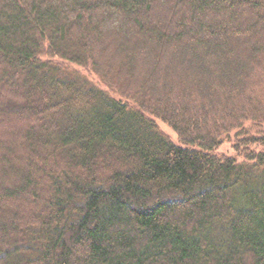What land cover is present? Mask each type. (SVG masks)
Here are the masks:
<instances>
[{"label":"trees","instance_id":"obj_1","mask_svg":"<svg viewBox=\"0 0 264 264\" xmlns=\"http://www.w3.org/2000/svg\"><path fill=\"white\" fill-rule=\"evenodd\" d=\"M0 264H264V0H0Z\"/></svg>","mask_w":264,"mask_h":264},{"label":"rangeland","instance_id":"obj_2","mask_svg":"<svg viewBox=\"0 0 264 264\" xmlns=\"http://www.w3.org/2000/svg\"><path fill=\"white\" fill-rule=\"evenodd\" d=\"M76 67V66H75ZM78 69H81L79 67H76ZM94 79H96L94 76H92ZM160 125H161V128L170 135V137L174 140V141H177L178 137L176 135V133L169 127L167 126L166 124L164 123H161L160 122ZM220 151L224 152V153H227V154H235V151L232 147V145L229 143V142H226L224 143L221 148L219 149Z\"/></svg>","mask_w":264,"mask_h":264}]
</instances>
